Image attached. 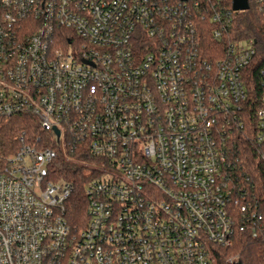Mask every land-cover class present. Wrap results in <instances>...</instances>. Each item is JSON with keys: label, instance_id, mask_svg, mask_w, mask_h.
Instances as JSON below:
<instances>
[{"label": "built area", "instance_id": "obj_1", "mask_svg": "<svg viewBox=\"0 0 264 264\" xmlns=\"http://www.w3.org/2000/svg\"><path fill=\"white\" fill-rule=\"evenodd\" d=\"M232 11L0 0V128L27 113L40 130L0 138V264H215L214 247L257 235L229 156L243 133L264 162V43L239 38ZM59 155L101 167L78 226L72 182L50 176Z\"/></svg>", "mask_w": 264, "mask_h": 264}, {"label": "trees", "instance_id": "obj_2", "mask_svg": "<svg viewBox=\"0 0 264 264\" xmlns=\"http://www.w3.org/2000/svg\"><path fill=\"white\" fill-rule=\"evenodd\" d=\"M224 2L232 11V0H224ZM248 2L247 10L232 11L235 16L233 30L239 38L254 37L257 42L264 43V9H258L251 0ZM262 52H264V44H262ZM22 131L28 136L40 134L32 115L22 113L8 117L0 128V138L5 141ZM233 150L229 160L235 165L234 175L240 179L241 186L238 187L246 192L248 197L260 203L262 220L255 237H252L248 231L237 232L231 246L214 247L215 264H235L236 261H240L241 264H264V162L258 156L255 145L243 133L235 139ZM79 157L78 160L80 159L81 162H87L76 164L59 155L50 169L52 179L72 182V192L65 201V214L70 224L77 226L83 224L85 220L84 185L90 176L86 171L87 165H92L94 162L93 158Z\"/></svg>", "mask_w": 264, "mask_h": 264}, {"label": "water", "instance_id": "obj_3", "mask_svg": "<svg viewBox=\"0 0 264 264\" xmlns=\"http://www.w3.org/2000/svg\"><path fill=\"white\" fill-rule=\"evenodd\" d=\"M248 1L247 0H232V9L234 11H243L248 9ZM56 135H58V131L55 130ZM235 264H241L240 261H236Z\"/></svg>", "mask_w": 264, "mask_h": 264}, {"label": "rangeland", "instance_id": "obj_4", "mask_svg": "<svg viewBox=\"0 0 264 264\" xmlns=\"http://www.w3.org/2000/svg\"><path fill=\"white\" fill-rule=\"evenodd\" d=\"M72 159V158H70ZM72 162L76 163V164H83V162H81L80 160H77V159H72ZM87 168L88 170H91V169H100L101 167L98 166V165H87ZM229 260H233V259H229Z\"/></svg>", "mask_w": 264, "mask_h": 264}]
</instances>
